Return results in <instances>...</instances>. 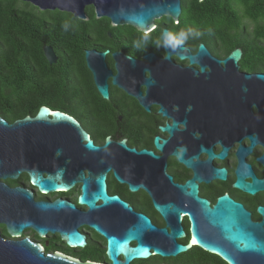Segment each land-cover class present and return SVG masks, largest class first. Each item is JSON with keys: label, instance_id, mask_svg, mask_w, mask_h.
Segmentation results:
<instances>
[{"label": "water", "instance_id": "1", "mask_svg": "<svg viewBox=\"0 0 264 264\" xmlns=\"http://www.w3.org/2000/svg\"><path fill=\"white\" fill-rule=\"evenodd\" d=\"M23 1L30 2L41 10L69 12L80 19H87L86 8L93 6L97 17H107L116 24H129L143 33L154 28L156 18L170 15L178 20L182 13V0ZM161 38L166 50L164 58L158 57L154 52L145 54L140 61L126 56L129 66L125 67L122 74L124 80L141 78L148 87V96H143L140 92L134 94L143 105L146 104L147 97L170 102L178 96L180 101L192 103L194 112L215 114L212 112L216 111L227 116L229 112L241 109L244 104H248L250 108L252 99L264 98V90L260 94L255 86L257 80L264 83V73L241 71L243 48L237 47L220 59L204 43L199 45L196 53L185 46H177L167 29H164ZM44 52L51 63L56 62L57 55L52 46H44ZM94 53L95 51L87 52L88 64L94 72L100 93L109 99L107 79L111 72L105 61L109 50L98 53L99 62L96 60V64L91 57ZM173 55L180 60H189L190 65L199 68H182L173 62ZM208 66L210 69H207ZM146 71L148 76H145ZM120 76V73L115 75V83ZM218 98H222V102L217 103ZM146 109L150 110V106L146 105ZM160 112L165 116L169 115L164 107H161ZM234 120L235 117L232 122ZM162 130L174 134L178 130V123L175 121L167 124ZM167 142H160L159 137L155 138L159 149ZM109 144L110 138H107L104 146H96L75 117L45 105L35 115H27L13 122L0 115V218L8 215L7 225L11 235H20L24 229L31 227L40 236L59 234L69 247L84 248L87 246V236L79 228L88 225L107 240L106 254L110 264H131L135 259L149 258L152 251L161 256L188 251L192 244L181 245L175 242L176 236L184 234L179 226L182 209L177 205L171 202L155 204L164 217L172 215L176 219V225L170 233L166 228L159 230L171 240L168 243L170 251H167L153 236L158 229L146 215L135 213L119 196L107 193L105 173L96 176L92 172L87 176L83 173V166L103 164L110 159L97 155ZM120 144L125 147V140ZM140 153L156 157L152 151L143 150ZM208 153L213 155L210 150ZM175 154L185 164H193L192 158L186 159L183 152ZM223 154L224 151L220 156ZM23 172L29 174L32 184L42 194L68 191L81 183L78 204L62 198L54 201L35 200L31 190L11 188L1 181L2 178H18ZM224 173V169L217 170V174L223 178ZM188 185L191 186L189 195L199 203L206 221L216 228L229 248L236 253H252V264H264V232L253 235L244 227L239 206L225 195L214 208L209 209L205 200L195 197L196 186ZM79 206H86L88 209L83 210ZM191 219L198 246L219 254L229 264H238L234 255L223 245L212 244L203 239L198 234L193 217ZM42 249L40 244L29 238L6 240L0 232V264H106L84 261L61 252L45 253ZM121 256L123 260L120 259Z\"/></svg>", "mask_w": 264, "mask_h": 264}, {"label": "flooded vegetation", "instance_id": "2", "mask_svg": "<svg viewBox=\"0 0 264 264\" xmlns=\"http://www.w3.org/2000/svg\"><path fill=\"white\" fill-rule=\"evenodd\" d=\"M183 4L182 0V13L178 20L170 15L156 18L154 28L144 33L154 36L156 31L161 30L155 50L142 53V48L135 46L134 39L128 36L120 39L111 31L108 32L109 38L104 42L95 41V38L91 37L93 46L79 48L81 49L79 78L76 80L79 84L78 95H74L75 99L68 98L62 107L57 106L55 102L45 106L75 117L89 133L96 146H104L107 138H110V144L97 153L99 157L110 159L103 164L83 166L81 168L83 173L86 176L89 172L95 176L105 173L107 193L110 196H119L135 213L146 215L158 229L153 236L167 251H170L168 243L171 240L159 230L166 228L170 233L176 225V219L172 215L164 217L155 204L171 202L182 209L179 226L184 234L176 236L175 242L181 245L192 244V247L186 252L169 256L157 255L152 251L149 258L135 259L131 264H229L219 254L198 246L192 231L191 217L197 226L198 234L203 239L212 244L223 245L234 255L238 264H252L254 256L252 253L232 251L220 238L216 228L206 221L199 203L189 195L191 186L188 184L196 186L195 197L205 200L209 209L214 208L218 200L227 195L239 206L244 227L253 235H258L260 231L264 232V98L252 99L250 108L248 104H244L241 109L229 112L227 116L216 111L212 112L215 114L194 112L193 104L180 101L178 96L170 102L147 97L146 104L143 105L134 94L140 92L143 96H148L147 85L141 78L124 80L122 76L125 67L129 66L126 56H131L137 61L142 60L149 52L156 53L160 58L166 56L165 45L161 38L164 29L170 31V37L177 46L190 48L192 53L197 52L198 48L194 49L191 46L194 42L192 34H195V30H191L188 36L176 30L182 25ZM88 19L87 13V19L82 20ZM111 24L114 32H118V27H130L142 32L129 24H116L112 21ZM259 45L264 48V38L259 39ZM106 50H109V53L105 61L111 72L107 79L109 99L104 98L100 93L87 58L88 51H95L91 57L96 64L99 62L98 53ZM55 53L57 60L55 63L48 60L50 64H56L60 60L59 51L55 50ZM115 53L122 55L115 56ZM213 55L220 59L226 57ZM172 60L182 68H199L190 65L189 60H180L176 55L172 56ZM207 69H210V66ZM241 71L264 73V70L242 69V66ZM119 73L121 76L115 83V75ZM145 76H148L147 71ZM263 85L261 80L256 81L255 86L259 93L264 90ZM68 101L78 104V113ZM219 102H222V98H218L217 103ZM146 105L150 106V110L146 109ZM161 107L167 110L168 116L160 112ZM233 117H235L234 122H232ZM175 121L178 123V130L174 134L162 130V127ZM156 137L160 138V142L168 141L162 149L156 146ZM123 140L125 147L120 144ZM143 150L152 151L156 157L140 153ZM208 150L212 152V156ZM223 151V156H220ZM176 152H183L186 159L192 158L193 164L187 165L182 162ZM219 169L225 170L224 178L217 174ZM1 181L11 188L21 187L31 190L35 200L54 201L62 198L78 204V196L81 193V183H79L68 191L42 194L32 184L29 174L25 172L18 178H2ZM79 207L83 210L88 209L86 206ZM7 216L2 215L0 218V232L6 240L29 238L32 242L40 244L45 253L61 252L72 257L81 255L89 244H94L96 253L104 250L103 263L110 264L106 254L107 240L88 225L79 228V231L87 236V246L71 248L59 234L49 233L40 236L31 227L24 229L20 235H11ZM194 239L196 243H193ZM120 259L123 260V257L121 256Z\"/></svg>", "mask_w": 264, "mask_h": 264}, {"label": "trees", "instance_id": "3", "mask_svg": "<svg viewBox=\"0 0 264 264\" xmlns=\"http://www.w3.org/2000/svg\"><path fill=\"white\" fill-rule=\"evenodd\" d=\"M183 3L182 25L176 30L185 36L195 30L191 45L194 49L204 43L213 54L224 57L241 47L242 69L264 70V48L259 45V39L264 38V0ZM86 11L89 19L82 20L69 12L41 10L23 0H0V115L5 119L13 122L35 115L41 106L51 102L43 97L57 94V90L62 94L70 92L73 97L78 95L79 48L93 46L91 37L104 42L110 31L120 39L128 36L142 48V53L155 50L159 43L161 30L154 36L130 27H118V32H114L109 18H98L93 6ZM46 45L59 51L58 63L48 62ZM94 248V244H89L74 257L103 263L104 250L96 253Z\"/></svg>", "mask_w": 264, "mask_h": 264}, {"label": "rangeland", "instance_id": "4", "mask_svg": "<svg viewBox=\"0 0 264 264\" xmlns=\"http://www.w3.org/2000/svg\"><path fill=\"white\" fill-rule=\"evenodd\" d=\"M73 81V80H72ZM57 94H47L46 96H44L43 98L45 100H50V101H53V102H49V104L51 103H54V102H58L60 105H64L66 102H63L64 100H68V98L70 99H75V97H73L72 95H69V93H65V94H62L60 93L59 90L56 91ZM68 96V98H66ZM52 99H55V100H52ZM70 102V106H72V108L78 113V104L73 102V101H68Z\"/></svg>", "mask_w": 264, "mask_h": 264}, {"label": "snow or ice", "instance_id": "5", "mask_svg": "<svg viewBox=\"0 0 264 264\" xmlns=\"http://www.w3.org/2000/svg\"><path fill=\"white\" fill-rule=\"evenodd\" d=\"M193 243H196L195 239L193 240Z\"/></svg>", "mask_w": 264, "mask_h": 264}]
</instances>
